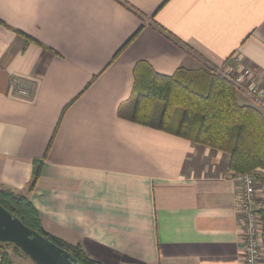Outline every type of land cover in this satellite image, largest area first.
<instances>
[{"label":"crops","instance_id":"1","mask_svg":"<svg viewBox=\"0 0 264 264\" xmlns=\"http://www.w3.org/2000/svg\"><path fill=\"white\" fill-rule=\"evenodd\" d=\"M210 65L264 87V0H0V187L103 264H244L230 152L132 119L136 82Z\"/></svg>","mask_w":264,"mask_h":264},{"label":"trees","instance_id":"2","mask_svg":"<svg viewBox=\"0 0 264 264\" xmlns=\"http://www.w3.org/2000/svg\"><path fill=\"white\" fill-rule=\"evenodd\" d=\"M28 39L34 40L30 36ZM220 68L210 65L174 75L153 73L149 79L136 82L132 119L151 124L161 104L157 118L160 129L214 149L228 150L233 170L252 172L264 168V115L257 107L238 102L236 87L217 71ZM44 161L45 158L33 161L31 190L42 174ZM0 205L25 226L69 250L81 264H103L88 256L81 243L70 244L48 233L28 196L0 187ZM7 244L0 242V264H14ZM15 251L22 252L18 247Z\"/></svg>","mask_w":264,"mask_h":264},{"label":"built area","instance_id":"3","mask_svg":"<svg viewBox=\"0 0 264 264\" xmlns=\"http://www.w3.org/2000/svg\"><path fill=\"white\" fill-rule=\"evenodd\" d=\"M236 89L264 111V87L252 68L239 66L217 69ZM22 93L28 92L24 89ZM231 177L239 184V214L242 219V253L244 264H264V168L252 172L232 170Z\"/></svg>","mask_w":264,"mask_h":264},{"label":"water","instance_id":"4","mask_svg":"<svg viewBox=\"0 0 264 264\" xmlns=\"http://www.w3.org/2000/svg\"><path fill=\"white\" fill-rule=\"evenodd\" d=\"M0 242L14 244L36 264H81L69 250L25 226L1 205Z\"/></svg>","mask_w":264,"mask_h":264},{"label":"rangeland","instance_id":"5","mask_svg":"<svg viewBox=\"0 0 264 264\" xmlns=\"http://www.w3.org/2000/svg\"><path fill=\"white\" fill-rule=\"evenodd\" d=\"M236 96L238 97V100H239V102H244V101H246V97L244 96V95H242L240 92H236ZM247 100H249V99H247ZM262 113H263V115H264V111H262ZM12 244H7L6 245V247H7V249H9V251L11 250L12 251V248H13V246H11Z\"/></svg>","mask_w":264,"mask_h":264},{"label":"flooded vegetation","instance_id":"6","mask_svg":"<svg viewBox=\"0 0 264 264\" xmlns=\"http://www.w3.org/2000/svg\"><path fill=\"white\" fill-rule=\"evenodd\" d=\"M8 244H12V243H8ZM12 246H15L14 244H12Z\"/></svg>","mask_w":264,"mask_h":264}]
</instances>
